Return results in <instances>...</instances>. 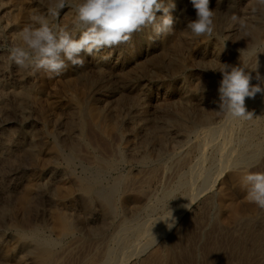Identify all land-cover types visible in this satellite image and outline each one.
Listing matches in <instances>:
<instances>
[{
  "label": "bare ground",
  "instance_id": "1",
  "mask_svg": "<svg viewBox=\"0 0 264 264\" xmlns=\"http://www.w3.org/2000/svg\"><path fill=\"white\" fill-rule=\"evenodd\" d=\"M45 1L48 4L47 6H49L50 0H45ZM15 2H18V5L19 4H24L26 6L28 5L27 7L30 8V11H28V13L24 11V15H23L24 17H29V19H30V16L33 13L44 14L43 10H41V8L37 5V4H39L38 2H35L37 4L32 3V5H31V3H29V1H27V0H0V39H3L2 42L8 41L12 45H16V44L21 43L20 38H19V33L21 30L19 28L18 22L13 21V18H12V16H14L16 13V11H12V9H14L12 6L15 4ZM174 2L176 4V8L172 12V15L175 18L174 27L177 31V39H178L177 44H176V42H174L176 44V48L180 49L182 47L183 48L189 47L190 48L189 51L193 53V58H191V59H194V60H196L197 58L202 56L199 58V61H198L199 64L197 66L198 68H196V67L195 68L198 71L197 73L207 72V69H209L212 64H215L214 62H219L218 61L219 60V53H220L221 48H222V46H221L222 43L220 44L219 39L217 38V33H218V35L224 34V36H225V34L230 32L229 29L232 28L231 27L232 25H230V24L233 22V19L230 20L232 18L230 16H232V15L229 16L230 17L229 19L225 15L224 16L226 18L215 19L214 37H212V38L207 37V36L195 37L187 31L188 20H190V19L194 20L196 18V13H195L194 8L192 7L191 0H174ZM221 2H227L229 4L234 5L235 2H238V0H210V8H211V6L216 7V6L220 5ZM43 3H45V2H43ZM222 5H224V4H222ZM257 6H258V4H257ZM261 7L263 8L262 5H261ZM16 8L17 7H15V9ZM44 8L45 7H43V9ZM21 10H19V12ZM262 12H260V13L262 14ZM67 13L69 14L68 11H67ZM20 14H22V13L20 12ZM234 15H235V13H234ZM20 16H22V15H20ZM217 16H220V15L217 14ZM217 16H216V18H217ZM224 16L222 15V17H224ZM254 16H256V15H254ZM241 17H243V16H241ZM16 18H18V17L16 16ZM26 23H27V21H26ZM250 23H251V21H250ZM69 24H70V22H69ZM247 27L249 28V25H247ZM253 27L254 28H252V31L255 33V35H258V33H261V35L264 36V33L262 34V32H263L262 28L263 27L261 28L260 25L256 26V27L254 25ZM237 28H239V27H237ZM176 31H174V34ZM134 35L137 38L136 44L138 42L139 43H142L145 41L150 42L146 38V33H135ZM170 36H172V38H173V35H170ZM165 38H166V36L159 38V40L163 41V40H165ZM221 38H220V40H221ZM170 39H171V37H170ZM223 39H224V37H223ZM249 39H251V37ZM260 41H264V40H260ZM139 43H138V45H139ZM152 43H156V40ZM253 44H254V42H253ZM163 45L165 46V44H163ZM249 46H250V44H249ZM167 47H165V48L167 49ZM174 47L175 46H173L172 48L174 49ZM227 47H230V46H227ZM247 47L248 46H246V48ZM244 48L245 47H243V49ZM248 48L246 50H248ZM141 49H142V47H141ZM160 49H161V47H160ZM166 49H163V50L165 51ZM260 49H262V48H260ZM184 50L185 49H183V51ZM176 51H175V54H176ZM186 52H188V51H186ZM238 52L240 53V49ZM244 52H245V50H244ZM242 53H243V51H242ZM252 53H253V51H252ZM153 54H154V52H153ZM156 54L158 55V53H156ZM259 55H260V53H259ZM7 56H8V54H7ZM7 56L5 57V59L7 58ZM164 57L166 58V56H164ZM164 57H163V59H164ZM176 57H174V58H176ZM180 57H182V55ZM244 57H245V55H244ZM254 57L255 56L253 55L252 58H254ZM143 58H146V56H144ZM252 58H250V59H252ZM260 58L261 57H259V59ZM137 59H136V61H138ZM91 60H92V58H91ZM94 60H96V59H94ZM159 60L160 59L158 58V61ZM249 60L247 57V63ZM175 61H177V60H175ZM191 61H193V60H191ZM93 62L95 63V61H93ZM128 62H129V60H128ZM145 62H148L147 59ZM211 62H213V63H211ZM252 62L255 63V59H253ZM136 63L139 64V62H136ZM174 63H176L175 67L173 66L175 70H173L172 74H175V72L180 70V67H181L180 63H178V62H174ZM249 63H250V61H249ZM155 65H156V63H155ZM136 66H137V64H136ZM139 66L141 69L142 68L144 69L145 65H144V63L141 64V62H140ZM99 67H101V65ZM129 67L128 68L126 67V68L129 69ZM261 67H262V65H261ZM10 68H9V71L6 72V73H8V75L10 72ZM101 68H103V67H101ZM101 68H100V71L103 70V69L101 70ZM165 68H166V66H165ZM215 68H216V66H215ZM143 69H142V71H143ZM145 69H146V66H145ZM97 70H98V68H97ZM162 70H164V69L162 68ZM168 70H169V68H168ZM11 71H12V69H11ZM153 71H155V69ZM17 72L15 71L14 73H16V75H17ZM125 72H127V70H125ZM192 72H194V70ZM10 73H12V72H10ZM19 73H20V71H19ZM26 75H27V73L25 74V76ZM77 75H79V74L76 73L74 70L72 72H68L66 74L68 79H72V80L79 77ZM195 75H196V73H195ZM13 76H14V74H13ZM80 76H82V75H80ZM7 77H9V76H7ZM20 77H21V75H20ZM22 77L24 78V76H22ZM83 77H84V75H83ZM128 77L129 76H126V78H128ZM177 77H179V76H177ZM218 77H219V75H218ZM165 78H167V77L165 76ZM207 78L208 77H206L205 79L207 80ZM171 79H173V78H171ZM184 79H185V77H184ZM186 79H188V75H187ZM211 79H212V77H211ZM211 79H208L209 81L207 83V89L206 90H207L208 94L216 93V90L218 89V87L216 86V84L214 82L211 83V81H210ZM58 80H61V79L59 78ZM72 80H70V82ZM174 80H177V79H174ZM78 81H80V78ZM189 81H191V79ZM186 82H187V80H186ZM195 82H197V81H195ZM37 83L40 84L39 81H37ZM190 83H193V82H190ZM256 83H258V82H256ZM256 83L252 81V84H256ZM48 84H49V82H48ZM51 84H53V83H51ZM77 84H78V82H77ZM167 84H168V82H167ZM180 84H181V82H180ZM184 84H182V86ZM33 85L29 86V85L23 84L22 86L20 85L21 87H16V86L12 87L9 83L5 82L4 80H0V114L4 113L3 110H6V107L11 102H13L15 104V112L17 111L16 114H18V115L20 114L21 117H25L26 112H28V107L34 99L33 98V96H34L33 95V87H32ZM147 85L149 87V84H147ZM35 86H36V84H35ZM92 86H93V83H92ZM87 87H88V85H87ZM77 88H80V87H77ZM72 89L73 88H71V90ZM82 89H83V87H82ZM139 89H141V88H139ZM148 89L149 88H147V90ZM199 89H200V87H193L192 88L191 86H188L186 88L187 94L184 98L185 100L181 99L183 102H181L180 104L184 103V101L189 100L190 96L193 93L199 92ZM35 90H37V89H35ZM86 90H87V88H86ZM117 90H119V89H117ZM77 91H78V89H77ZM135 91L138 92L137 90H135ZM179 91L181 92V90H179ZM85 93L86 92H84V89L83 90L79 89V94H73V95H70L69 97L63 95L65 98L67 97L63 101H61V100L59 101L58 99H60V98L57 95L56 96L58 98L56 97V98L51 99L50 104H52V106L54 105L53 106L54 108L57 105L63 104L64 108H65V112H66L65 115L66 114H67L66 116L69 115L70 118L72 116L73 120L71 118L72 129H70V131H69V128H68V131H69L68 133L65 132V131H67V129L64 130L63 127H62V130H64L65 133H61V132L57 133V132H55L56 129L54 130V132L51 129H50V131H49V129H47L48 130V131L46 130L47 135H48L47 137L50 136L52 140L49 142L47 141L46 144H41V143L37 142L36 141L37 138L35 140L33 139V134L39 135L40 133H35V132L33 133L32 130H27L26 128H25L26 130L24 129L21 132H16L14 130L15 129L14 127H11V129L14 128V129H12L13 130L12 131L9 128H6L8 125L7 122H2V123L0 122V163L1 162H3V163L10 162V164H12V165H19V166L21 164H28V165H32V166L34 165V167H35V172L33 171L35 173L34 177L32 176L33 177L32 179L28 178L30 180L29 181L27 180L28 182L26 181L27 183L26 182H25L26 184L24 183L25 186L23 185L24 186L23 189L19 191V195L17 196V202H16L17 206L15 207L12 205L14 208L13 211H15V213H12L13 211H9L8 207H6V210H8L9 212L7 211L6 214L2 212L3 210L0 211V222L2 223L1 224L2 227L0 226V264H168L169 257H170V249H169L170 245H167L166 242H163L162 241L163 238L161 239V237L165 236L164 234L167 231H169V229L167 228V226L164 222H162V221L156 222V221L159 220L163 215H165L167 213L168 207H169V209H171L173 211V216L175 217V219H177L178 216H180L179 214H181V212H183V210L185 209L181 206L184 204L191 203L195 198H197L200 194H202V192L210 189L215 184V182H217V180H221L222 172H224V176H225L226 181L234 182L236 190L238 192V196L240 199L242 198L241 200L244 201L245 207H244V205L242 207L240 204V209H239V204L237 202V198L235 196H232V194L230 195L229 193H226L225 189H222L221 190L222 192L220 191L221 193L218 195L219 207H220L221 214L227 215L230 219L231 218L236 219L239 214H242L241 212L248 214V212H250L251 210H254L251 202H249L246 199V190L241 186V176L248 170V169H246L248 165H251L254 162L260 163L259 161H261V160H259V158L264 152V95H261L258 93L254 99L253 98H246V100H245L246 110L253 113L254 118L252 120L244 121V120H236L235 119L233 121V119L230 120L231 118L230 119L227 118L230 120V122L232 121V123L228 124L229 122H227V123L223 122L222 124H220V123L217 124L216 123L217 121L215 122L214 118H212V116H211L212 114L210 115L211 117L204 114V115H200V118L197 117V118L191 119L190 117L186 118L188 116H186L187 114L184 115L185 112H184V114H182L183 112H179L178 110L176 111L177 112L176 114L174 113L175 116H173V117H171V115H170V114H172L171 112H170V114H168V117L170 115L171 118H168L167 116H166L167 117L166 118L164 116L165 119H163V120L161 119V117H159L157 120L152 119L153 121H151L146 117L148 115L145 116L146 113L144 114V112H143V105H144L143 103H144V100L146 99L144 91L141 94L138 93L137 97L134 96L135 99L132 98L133 102L131 101L132 102L131 104L127 103L130 106H128V109L126 111H124V109L122 108L124 111V112H122L123 114L118 116V115L114 114V113H117L116 111H114V112L111 111L113 117L110 113L111 118L106 119V116L105 115L103 116V114L98 109H96L95 107L89 108L83 104L85 99L84 100L82 99L83 100V102H82L80 97H81V95H82V97H84L83 95H85ZM208 94H207V96H208ZM35 95H36V93H35ZM87 97H88V95H87ZM36 98H38V97H36ZM63 98L61 97V99H63ZM127 98H128V96H127ZM212 98H213V96H212ZM213 99H215V98H213ZM216 99H219V97L218 98L216 97ZM170 100L171 99L167 100L168 103ZM173 100H174V98H173ZM87 101H89V100H87ZM126 101H127V99H126ZM213 102H214V100H213ZM217 102L218 101H216V103ZM172 103H175V102H172ZM112 104H113V102H112ZM206 104H207V101H206ZM41 105H42V103H41ZM30 106L34 107L35 105H30ZM165 106H166V103H165ZM169 106H171V105H169ZM207 106H208V104H207ZM35 107H37V105ZM60 107H61V105L59 106V108ZM86 107H87V109H86ZM173 107H174V104H173ZM44 108H45V106H44ZM59 108H57V110ZM171 108H170V111H171ZM217 108L218 107L214 108V109H216L215 111H217ZM36 109H38V107ZM122 109H121V111H122ZM203 109H201V110H203ZM32 110H33V108H32ZM182 110H184V108ZM218 110H219V108H218ZM105 111H106V109H105ZM209 111H210V108H209ZM120 112H118V114ZM162 112L164 113L166 111H162ZM172 112H174V111H172ZM201 112H203V111H201ZM44 113H46V112H44ZM166 113L164 115H166ZM186 113H187V110H186ZM215 113H217V112H215ZM215 113H214V115H215ZM206 114H207V112H206ZM218 114H216V117ZM39 115H41V114H39ZM220 115L221 114H219V117H220ZM158 116H161V115H158ZM192 117H194V115ZM224 117H225V115H224ZM3 119H5V118H3ZM56 119H58V118H56ZM56 119H55V122H56ZM6 120H8V119H5V121ZM25 120H24V123L25 122L27 124L30 123V122H28V119H25ZM58 121H59V123H61L60 120H58ZM63 122H64V120H63ZM214 122L217 125H215ZM68 123H70V121ZM68 123H66V124H68ZM86 124L88 125V127L89 126L92 127L93 128L92 130L95 131V133H99V134L102 133V136L104 134L108 135V134H113V133L118 135L120 142L118 141L119 144H117L115 146L113 145L115 148L114 149L115 150L114 151V153H115L114 158L113 157L110 158L109 156H107V155L105 156L104 154H103L104 156H101V154L100 155L99 154H92L89 158L87 157L88 158L87 160H82L81 158L76 156L74 149H76L75 146L77 144L79 145V143L82 142V144H81L82 146H84V145L87 146V141H86L87 139L83 137V133H86V132H83ZM22 126H24V125H22ZM31 126L32 125L30 124V127ZM59 128H60V126H59ZM65 128H67V127H65ZM19 130H21V129H19ZM57 130L60 131V129H57ZM222 131L224 133L223 137L221 139L217 138L219 135H221L220 133H222ZM176 132H177V134H176ZM44 134L46 135V133H44ZM92 135H90V136H92ZM40 136H41V134H40ZM109 136L110 135H108V137ZM103 137H105V136H103ZM176 137H177V139H176ZM40 138H39V140H41ZM89 138H91V137H89ZM108 139H111V138H108ZM176 140L179 143L177 146L175 145L177 142ZM93 141H94V138H93ZM88 142H89V140H88ZM90 143H91V141H90ZM112 144H114V143H112ZM109 145H111V144H109ZM209 145L212 148V150L209 154L210 156L207 158H203V156L205 155L204 151H206L205 149ZM94 146L95 145H93V147ZM96 146H98V145H96ZM97 148H99V147H97ZM83 149L85 150V147ZM100 149H101V147H100ZM90 150H91V148L88 151H90ZM109 150H111V149H109ZM103 152H105V151H103ZM79 153H81V151ZM95 153H96V151H95ZM101 153H102V151H101ZM89 154L90 153L85 154V155L87 156ZM79 156H80V154H79ZM83 157L85 159L84 155H83ZM254 164H256V163H254ZM124 166H126V167L128 166L130 168L129 170L131 171V174L135 173L134 171H140L139 175L137 173H135L134 175H129V173L128 174L123 173L122 170L124 169L123 168ZM136 166H138L139 168ZM0 167H1V165H0ZM75 167L79 168L78 173L74 172L76 169ZM32 170H33V168H32ZM129 170H125V171H129ZM158 173H161V175L164 178H165L164 175L168 174L167 179H166L167 181L165 183L162 182L163 185L160 184L163 187L162 188L159 187L160 189L157 192L153 193V192L147 191L146 185ZM8 175H7V177H8ZM161 175H159V176H161ZM0 178H1V176H0ZM11 179H12V177H11ZM157 179H158V177H157ZM161 179H163V178L161 177ZM161 181H163V180H161ZM218 187H220V186H218ZM123 190H124V193H122V194H125L126 191L127 192L133 191L135 194H138L139 196H138V198H137V196H136V198L135 197L132 198V197H127V194H125L126 197L124 195V198H122L123 196L120 198L119 194H121V192ZM2 191H4V190H2ZM39 193L40 194L48 193L47 197L49 195L52 197H54V195L58 196V197L62 196L63 198L65 197L70 203L75 202V205H77V210H78V208H81L83 211H85V213H83V214H85V220H86L85 222L86 223L88 222L90 225H91V223H94L95 228L97 226L96 224H98L100 226L101 231H99V230L96 231L95 229H93L91 227L89 229V231L85 232V233H88L87 236H90V239L92 238L91 240L89 239V243L87 244V242L84 239H82L84 241H77L78 240L77 233H78L79 227H78V230L76 228L78 226L77 225L78 222L75 224L74 223L75 221H73L74 220L73 218H72V221L69 220L66 213H63L62 211L60 212V210L56 211L54 208V211L52 210V213H51V218H50L51 221L48 220L49 214L47 215L46 224L44 223L45 224L44 229L49 231L48 233H50V234L54 233L55 237L52 238V237H49L47 235L45 236L44 234L41 233L42 229L40 230L39 229L40 227H38L35 223H33V221H31L32 218L30 217V214L32 213V202L34 201L33 198L34 197L36 198L37 194H39ZM230 193H232V192H230ZM8 194H9V192H8ZM235 195H237V194H235ZM9 196H10V194L8 195V199H11V198H9ZM50 196H49V199L51 198ZM174 196H177V197L170 201V199ZM215 196H216V194H215ZM41 198H42V196H41ZM44 198H46V197H44ZM36 199H39V198H36ZM55 199L57 200V198H55ZM50 202L51 203H49V205L52 207V205H54V202L51 201V199H50ZM4 203L6 204V202H4ZM55 203H58V202L55 201ZM64 203H65V201H64ZM70 203H68V204L70 205ZM68 204H66V205H68ZM14 205H15V203H14ZM3 206H6V205H3ZM56 207H57V205H56ZM61 207H62V204L60 205V208ZM74 207L75 206H73L72 208H74ZM241 207H242V209H241ZM37 209L38 208H36V209L34 208L35 212L38 211ZM51 209H49V213H50ZM41 210H39V211H41ZM64 210L67 211L66 208H64ZM69 210L71 211V209H69ZM73 211L71 213H73ZM78 211H77V215H78ZM253 213H254V211H253ZM14 214L20 215V217H19L20 219L19 220L16 219L18 217L15 215L16 216V218H15ZM69 215H70V213H69ZM31 216H33V214ZM79 216H80V213H79ZM76 218L77 217H75V219ZM225 218L226 217H224V218L222 217L221 221H224ZM70 219H71V217H70ZM21 220H23V221L21 222ZM33 220H36V219H33ZM218 220L220 221V219H218ZM229 220H227V221H229ZM236 222H234V223H236ZM36 223L39 224L38 222H36ZM227 223H225V224H227ZM221 224H224V223L221 222ZM80 226H82V225H80ZM99 226H97V229ZM80 228H82V227H80ZM204 229H205V227H204ZM204 229H202V230L204 231ZM48 233H46V234H48ZM152 234L156 237L157 243L154 242ZM187 235H185V236H187ZM95 236L96 237L99 236L98 239H96ZM191 236L189 239H192ZM68 238L71 242L70 243L71 245H68V246L65 245L64 247L60 248V246L62 245V244L60 245V241H62V239H68ZM87 238H89V237H87ZM92 240H94L93 244L91 242ZM8 241H9V244L7 243ZM184 241H185V238H184L183 242ZM167 243H168V241H167ZM190 243H191V241H190ZM194 243H196V241H194ZM211 244H213V242ZM211 244L207 245L208 247H205V248H203V246H202V248L204 249L202 252L205 251V254H207V253L209 254V251L211 249ZM153 245H155L154 249L149 250L150 246L152 247ZM216 245H217V243H216ZM217 246H213L214 248L216 247L215 249H213V252H215L214 253L215 254V256H214L215 260L216 259L219 260L218 261L219 264H225L224 261H222V258L224 255L222 252L223 248L221 247L220 249H218L219 247L217 248ZM173 247H175V246H173ZM173 247H171V248H173ZM179 247H180V245H179ZM73 250H75L79 253H82V252L83 253L75 255ZM176 250L177 249H175V251ZM192 256H194V255H192ZM198 256L199 255L197 254L196 257H198ZM179 257H180V255H179ZM174 259H176V258H174ZM208 259H210V258H208ZM198 261H199V259H198ZM195 263H197V262H195ZM174 264H175V262H174ZM180 264H181V262H180Z\"/></svg>",
  "mask_w": 264,
  "mask_h": 264
},
{
  "label": "rangeland",
  "instance_id": "2",
  "mask_svg": "<svg viewBox=\"0 0 264 264\" xmlns=\"http://www.w3.org/2000/svg\"><path fill=\"white\" fill-rule=\"evenodd\" d=\"M29 1V3H34V4H37L35 2H38L39 4H37L41 10H43L44 12V15H46L47 13V8H48V4L45 0H27ZM45 2V3H43ZM248 2V3H247ZM258 2V3H257ZM250 3V4H249ZM43 4V5H42ZM45 4V5H44ZM224 4V5H222ZM238 4V5H237ZM244 4V5H243ZM247 4V5H246ZM252 4V5H251ZM255 4V5H254ZM258 4V6H257ZM17 5V6H16ZM21 5V6H20ZM232 5V6H231ZM246 5V6H245ZM261 5L263 6V8L261 7ZM21 8H20V7ZM26 5L24 4H19L18 5V2H15V4L12 6L14 9L15 7H17L15 10L12 9V11H16L15 15L12 16L13 18V21H16L18 22V25H19V28L20 30H22L23 28L22 27H25L28 22H30V19L29 17H24V11L28 13V11H30V8L29 7H25ZM43 7H45L43 9ZM246 7V8H245ZM212 9L216 10L215 11V19H223V18H226L228 17V19L230 17H236L235 20H233V22L230 24L232 25L231 29H229L230 32H228L227 34H224L222 35H218L217 33V38L219 39V42L220 44L222 43V48H221V51L219 53V62L220 63H226V64H230V65H239L240 64V60L247 64V66L249 68H252L254 67V64L252 62L254 58L253 57V52L256 51H264V41H260V40H264V36L261 35V33H258V35H255V33L252 31V28H254L253 26L255 25L256 26H261V28L263 29V32L262 34L264 33V4H260L259 0H238V2H235V4H229L227 2H221L220 5L216 6V7H213L211 6ZM235 8V9H234ZM18 9V10H17ZM23 11H22V10ZM26 9V10H25ZM243 9V10H242ZM19 10H21L20 12L22 14H20ZM67 11L69 12V14L67 13ZM263 11V12H262ZM22 16H20L18 13ZM231 12V13H230ZM262 12V14L260 13ZM42 13V12H41ZM46 13V14H45ZM235 13V15H234ZM244 13V14H243ZM251 13V14H250ZM67 14V15H66ZM73 13L68 10L67 8H65L64 10H62L60 12V17H59V23H61V25L63 24V26H70L72 25L71 22H73ZM220 15V16H217ZM228 14V15H227ZM222 15L224 17H222ZM232 15V16H230ZM238 17H237V16ZM256 15V16H254ZM16 16L18 18H16ZM68 16V17H67ZM72 16V17H71ZM217 16V18H216ZM230 16V17H229ZM240 16V17H239ZM243 16V17H241ZM65 17V18H64ZM244 18V19H243ZM246 18V19H245ZM257 18V19H256ZM261 18V19H260ZM64 19V20H63ZM66 20V21H65ZM232 20V18L230 19ZM253 20V21H252ZM263 20V21H262ZM27 21V23H26ZM64 21V22H63ZM241 23H240V22ZM251 21V23H250ZM21 22V23H20ZM67 22V23H66ZM70 22V24H69ZM235 23V24H234ZM240 23V24H239ZM245 24V25H244ZM175 25V24H174ZM247 25H249V28L247 27ZM69 27V28H70ZM174 27V26H173ZM239 27V28H237ZM245 27V28H244ZM247 27V28H246ZM233 29V30H232ZM248 30V31H247ZM174 31H176L175 27H174ZM235 31V32H234ZM246 33H245V32ZM253 32V33H252ZM249 33V34H248ZM247 34V35H246ZM173 38L172 36L168 35L166 36L165 40H159L157 39L156 40V43H150V42H142V43H138L136 44V37L135 35H133L132 39L130 42L128 43H125V44H121L119 45L118 47H113V48H104L102 50V52L98 55H95V56H87L85 57V63L83 65V67H79V66H76V67H68L67 71H64L62 75H60L59 77H54L53 79L52 78H49L47 74H45L43 71L41 72H37L35 74H31L29 72H26L24 70H21V69H18L17 66L15 64H11L9 65V61L8 59L5 57L7 56L8 52H7V49L11 46H14L12 45L11 43H9L8 41H3V39H0V80H4L5 82L9 83L12 87H21L23 84L24 85H33V101L30 103V105H37L38 109H36L37 107H31L29 105L28 107V112H26L25 114V117H21V115L19 114H16L17 111L15 112V104L13 102H11L7 107H6V110H3L4 113H1L0 114V122H7V127L6 128H9L10 130L14 129L16 132H21L23 131L25 128L27 130H32L33 133H40L39 135H35L33 134V139L35 140L36 138V141L41 143V144H46L47 141H51V137H47V132L46 130L50 129L54 132V130L56 129L55 132L59 133H68L70 131V129H72V126H71V122L73 120L72 116V120L71 118L68 116L65 115V108H64V105L63 104H60L61 105V109L59 108L60 105H57L55 108L52 106L51 103V99L52 98H56L57 96L60 98L58 99L59 101H63L65 100L67 97H69L70 95H73V94H79V89L83 90L84 89V92L85 95H83L84 97H82L81 95V101L83 102V104L89 108H92V107H95L96 109H98L102 114L103 116L105 115L106 116V119L107 118H111L110 116L112 115V112L116 111L117 113H114L115 115H121L123 114L122 112L126 111L128 109V106H130L129 104H131L133 102V99H135V97L138 96V93L141 94L143 91L145 92V99L144 100V105H143V112L146 115V116L149 120L153 121L152 119H155L157 120L159 117H161V119H165V117L167 116L168 117V114H170V112L173 114H170L171 117L175 116V114L177 113L176 111L178 110L179 112H183L182 114H185L186 118H191V119H194V118H200V115H207V116H212V118H214V121L218 124H222L223 122H229L228 124L232 123V121L230 122V120L232 119H227L228 117H224V114L222 113H219L221 114L220 117H219V114L217 111L218 108H217V111H215L216 107H218V102L216 103V101H219V99H216V97L218 98L219 97V93L217 92L218 89L216 90V93H213V94H208L207 93V90L204 91V92H197V93H193L189 100L187 101H184V103L180 104L181 102H183L182 100H185V96L187 94V90L186 88L188 86H191L192 88L193 87H200V84L207 89V83H208V79H212L210 80L211 83H215L217 87H219V81L222 79V75L218 72V71H213L211 69H218L220 67V64L219 62H214L215 64H212L210 66L209 69H207V72H201V73H197L198 71L196 70V68H198V64H199V58L202 57L200 56L199 58H197L196 60L194 59H191L193 58V53L189 51V47H186V48H176V44H177V31L175 32V34L173 33ZM228 35V36H227ZM244 35V36H243ZM247 36V37H246ZM253 36V37H252ZM171 37V39H170ZM176 37V38H175ZM222 37V38H221ZM224 37V39H223ZM238 37V38H237ZM251 37V39L249 38ZM221 38V40H220ZM242 39V40H241ZM260 39V40H259ZM172 40V41H171ZM225 40H228L226 41L225 45H224V41ZM250 40V41H249ZM168 41V42H167ZM248 41V42H247ZM160 42V43H159ZM176 42V44L174 43ZM229 42V43H228ZM234 42V43H233ZM244 42V43H243ZM251 42V43H250ZM254 42V44H253ZM259 42V43H258ZM144 43V44H143ZM263 43V44H262ZM165 44V46L163 45ZM172 44V45H171ZM250 44V46H249ZM150 45V46H149ZM248 46V50H246V46ZM256 47H255V46ZM156 46V47H155ZM168 46V47H167ZM173 46L174 49L172 48ZM224 46V47H223ZM227 46H230V47H227ZM142 47V49H141ZM161 47V49H160ZM167 47V49L165 48ZM243 47H245L243 49ZM253 47V48H252ZM132 48V49H131ZM150 48V49H149ZM236 48V49H235ZM243 49V53L241 52V50ZM262 48V49H260ZM163 49H166L165 51ZM178 49V50H177ZM183 49H185L183 51ZM240 49V53L238 52ZM252 49V50H251ZM258 49V50H257ZM163 50V51H162ZM177 50V51H176ZM245 50V52H244ZM251 52H250V51ZM143 51V52H142ZM168 51V52H167ZM174 51V52H173ZM175 51H176V54H175ZM182 51V52H181ZM188 51V52H186ZM233 51V52H232ZM7 52V53H6ZM130 52V53H129ZM154 52V54H153ZM181 52V53H180ZM250 54H249V53ZM140 53V54H139ZM145 53V54H144ZM158 53V55L156 54ZM161 53V54H160ZM164 53V54H163ZM170 53V54H169ZM192 53V54H191ZM234 53V54H233ZM245 53V54H244ZM6 54V55H5ZM132 54V55H131ZM163 54V55H162ZM185 54V55H184ZM104 55H109V58L108 59H101L102 56ZM151 55V56H150ZM157 55V56H156ZM166 56V58L163 57ZM182 55V57L180 56ZM187 55V56H186ZM233 55V56H232ZM245 55V57H244ZM250 57H249V56ZM133 56V57H132ZM137 56V57H136ZM141 56V57H140ZM144 56H146V58H143ZM149 56V57H148ZM161 56V57H160ZM169 56V57H168ZM177 56V57H176ZM190 56V57H189ZM239 56V57H238ZM243 56V57H242ZM151 57V58H150ZM157 59H156V58ZM176 57V58H174ZM247 57H248V60L250 58L248 63H247ZM259 57H261L259 59ZM92 58V60H91ZM134 58V59H133ZM138 58V59H137ZM150 58V59H149ZM158 58L160 59L158 61ZM163 60H162V59ZM168 58V59H167ZM174 58V59H173ZM230 58V59H229ZM237 58V59H236ZM244 58V59H243ZM4 59V60H3ZM96 59V60H94ZM99 59V60H98ZM136 59L138 61H136ZM143 59V60H142ZM147 59L148 62H145ZM167 59V60H166ZM189 59V60H188ZM258 59H259V62H260V67H259V71H260V74L261 76H264V53H260V55L258 54ZM2 60V61H1ZM129 60V62H128ZM177 60V61H175ZM193 60V61H191ZM95 61V63L93 62ZM162 61V62H161ZM173 61V62H172ZM180 61V62H179ZM136 62H139L136 63ZM140 62L141 64L144 63V65L146 66V69H145V66H144V69L142 71V69L140 68ZM158 62V63H157ZM174 62H178L180 63V70L176 71L175 74H172L173 73V70L174 67H175V64ZM187 62V63H186ZM252 62V63H251ZM7 63V64H6ZM135 65H134V64ZM156 63V65H155ZM165 63V64H164ZM184 63V64H183ZM197 63V64H196ZM213 63V62H211ZM238 63V64H237ZM2 64V65H1ZM137 64V66H136ZM149 64V65H148ZM152 64V65H151ZM163 64V65H162ZM195 64V65H194ZM11 67H9V66ZM98 65V66H97ZM101 65V67H99ZM166 68H165V66ZM171 65V66H170ZM262 65V67H261ZM5 66V67H4ZM8 66V67H7ZM16 66V67H15ZM95 66V67H94ZM130 66V67H129ZM135 66V67H134ZM170 66V67H169ZM174 66V67H173ZM216 66V68H215ZM98 70H97V68ZM129 67V69L127 68ZM132 67V68H131ZM196 67V68H195ZM9 68H10V73L9 72V75L8 72L9 71ZM70 68V69H69ZM100 68L102 71H100ZM131 68V69H130ZM137 68V69H136ZM150 68V69H149ZM162 68L164 70H162ZM169 68V70H168ZM173 68V69H172ZM12 69V71H11ZM16 69V70H15ZM150 71H149V70ZM155 69V71H153ZM3 70V71H2ZM20 73H19V71ZM75 71L76 73H78L79 77H77L76 79H68V77L66 76V74L68 72H72V71ZM125 70H127V72H125ZM135 72H134V71ZM142 72H141V71ZM146 70V71H145ZM194 70V72H192ZM17 72V75L16 73L14 72ZM100 71V72H99ZM124 71V72H123ZM172 71V72H171ZM212 71V72H211ZM102 72V73H101ZM121 72V73H120ZM129 72V73H128ZM27 73V75L25 76V74ZM39 73V74H38ZM43 73V74H42ZM126 73V74H125ZM169 75H168V74ZM188 73V74H187ZM196 73V75H195ZM14 74V76H13ZM19 74V75H18ZM136 74V75H135ZM140 74V75H139ZM171 74V75H170ZM185 74V75H184ZM193 74V75H192ZM21 75V77H20ZM44 75V76H43ZM82 75V76H80ZM84 75V77H83ZM86 75V76H85ZM143 75V76H142ZM179 77H177V76ZM188 75V79L190 78L191 81H189L188 79H186ZM195 75V76H194ZM202 75V76H201ZM207 75V76H206ZM219 75V77H218ZM253 77H255V73L253 72L252 73ZM2 76V77H1ZM6 76V77H5ZM9 76V77H7ZM12 76V77H11ZM18 76V77H17ZM24 76V78L22 77ZM36 76V77H35ZM43 76V77H42ZM126 76H129L128 78H126ZM160 78H159V77ZM165 76L167 78H165ZM176 76V77H175ZM190 76V77H189ZM215 76V77H214ZM35 77V78H34ZM42 77V78H41ZM134 77V78H133ZM136 77V78H135ZM185 77V79H184ZM206 77L207 80L205 79ZM11 78V79H10ZM45 78V79H44ZM61 79V80H58V79ZM80 78V81H78ZM143 78V79H142ZM158 80H157V79ZM162 78V79H161ZM173 78V79H171ZM182 80H181V79ZM194 78V79H193ZM49 79V80H48ZM69 81H68V80ZM84 79V80H83ZM88 79V80H87ZM133 81H132V80ZM174 79H177V80H174ZM180 79V80H179ZM184 79V80H183ZM193 79V80H192ZM197 79V80H196ZM217 79V80H216ZM12 80V81H11ZM23 80V81H22ZM26 80V81H25ZM32 80V81H31ZM65 80V81H64ZM67 80V81H66ZM70 80H72L70 82ZM93 80V81H92ZM152 80V81H151ZM187 80V82H186ZM204 80V81H203ZM216 80V81H215ZM255 79H253L252 81L253 82H257L256 80L254 81ZM22 81V82H21ZM25 81V82H24ZM37 81H39L40 84L37 83ZM54 81V82H53ZM56 81V82H55ZM87 81V82H86ZM136 83H135V82ZM174 81V82H173ZM181 84H180V82ZM189 81V82H188ZM197 81V82H195ZM251 81V83H252ZM49 82V84H48ZM66 82V83H65ZM74 82V83H73ZM78 82V84H77ZM83 84H82V83ZM85 82V83H84ZM93 83V86H92V83ZM139 82V83H138ZM168 82V84H167ZM170 82V83H169ZM190 82H193V83H190ZM218 82V83H217ZM26 83V84H25ZM33 83V84H32ZM53 83V84H51ZM60 83V84H59ZM97 83V84H96ZM142 83V84H141ZM144 83V84H143ZM161 83V84H160ZM163 83V84H162ZM165 83V84H164ZM176 83V84H175ZM185 83V84H184ZM36 84V86H35ZM66 84V85H65ZM82 84V85H81ZM90 84V85H89ZM138 84V85H137ZM149 84V87L148 85ZM182 84H184L182 86ZM188 84V85H187ZM199 84V85H198ZM21 85V86H20ZM40 85V86H39ZM54 85V86H53ZM65 85V86H64ZM73 85V86H72ZM80 85V86H79ZM88 85V87H87ZM141 85V86H140ZM168 85V86H167ZM180 85V86H179ZM194 85V86H193ZM35 86V87H34ZM52 86V87H51ZM56 86V87H55ZM68 86V87H67ZM86 86V87H85ZM111 86V87H110ZM167 86V87H166ZM38 87V88H37ZM70 87V88H69ZM75 87V88H74ZM77 87H80V88H77ZM83 87V89H82ZM85 87V88H84ZM120 87V88H119ZM185 87V88H184ZM52 88V89H51ZM57 88V89H56ZM63 88V89H62ZM71 88H73L71 90ZM78 91H77V89ZM87 88V90H86ZM90 88V89H89ZM107 88V89H106ZM141 88V89H139ZM147 88H149L147 90ZM183 90H182V89ZM37 89V90H35ZM119 89V90H116ZM163 89V90H162ZM54 90V91H53ZM65 90V91H64ZM68 92H67V91ZM93 90V91H92ZM98 90V91H97ZM135 90H137L138 92H136ZM146 90V91H145ZM174 90V91H173ZM181 90V92L179 91ZM35 91V92H34ZM70 91V92H69ZM140 91V92H139ZM152 92V93H151ZM36 93V95H35ZM38 93V94H37ZM69 93V94H68ZM66 94V95H65ZM104 94V95H103ZM128 94V95H127ZM137 94V95H136ZM176 94V95H175ZM184 96H183V95ZM200 94V95H199ZM204 94V95H203ZM208 94V96H207ZM57 95V96H56ZM67 96L66 98L64 96ZM88 95V97H87ZM103 95V96H102ZM179 95V96H178ZM181 95V96H180ZM218 95V96H217ZM105 96V97H104ZM128 96V98H127ZM135 96V97H134ZM215 98L213 99L212 98ZM215 96V97H214ZM38 97V98H36ZM46 97V98H45ZM51 97V98H50ZM57 97V98H58ZM61 97L63 99H61ZM87 97V98H86ZM93 97V98H92ZM119 99H118V98ZM131 97V98H130ZM181 97V98H180ZM211 99H210V98ZM40 98V99H39ZM102 98V99H101ZM104 98V99H103ZM133 98V99H132ZM174 98V100H173ZM178 98V99H177ZM192 98V99H191ZM39 99V100H38ZM50 99V100H49ZM83 99V100H82ZM127 99V101H126ZM169 103L167 100H169ZM182 99V100H181ZM198 99V100H197ZM38 100V101H37ZM41 100V101H40ZM46 100V101H45ZM89 100V101H87ZM112 100V101H111ZM117 100V101H116ZM179 100V101H178ZM214 100V102H213ZM91 101V102H90ZM104 101V102H103ZM132 101V102H131ZM167 101V102H166ZM177 101V102H176ZM206 101H207V104H206ZM209 101V102H208ZM36 102V103H35ZM40 102V103H39ZM90 102V103H89ZM93 102V103H92ZM113 102V104H112ZM172 102H175V103H172ZM179 102V103H178ZM186 102V103H185ZM212 102V103H211ZM42 103V105H41ZM107 103V104H106ZM116 103V104H115ZM129 103V104H127ZM165 103H166V106H165ZM40 104V105H39ZM47 104V105H46ZM92 104V105H91ZM104 104V105H103ZM127 104V105H126ZM173 104H174V107H173ZM179 104V105H178ZM214 104V105H213ZM118 105V106H117ZM171 105V106H169ZM201 105V106H200ZM212 105V106H211ZM41 106V107H40ZM45 106V108H44ZM125 106V107H124ZM185 106V107H184ZM12 107V108H11ZM86 107V109H87ZM99 107V108H98ZM116 109H115V108ZM145 107V108H144ZM167 107V108H166ZM172 107V108H171ZM177 107V108H176ZM8 108V109H7ZM33 108V110H32ZM57 108H59L57 110ZM101 108V109H100ZM124 111H123V109ZM170 108H171V111H170ZM175 108V109H174ZM184 108V110H182ZM204 108V109H203ZM209 108H210V111H209ZM212 108V109H211ZM49 109V110H48ZM64 109V110H63ZM104 109V110H103ZM106 109V111H105ZM120 109V110H119ZM122 109V111H121ZM166 109V110H165ZM203 109V110H201ZM31 110V111H30ZM36 112H35V111ZM40 110V111H39ZM57 110V111H56ZM102 110V111H101ZM119 110V111H118ZM186 110H187V113H186ZM198 110V111H197ZM209 112H208V111ZM213 110V111H212ZM2 111V112H3ZM13 111V112H12ZM43 111V112H42ZM50 111V112H49ZM59 111V112H58ZM64 111V112H63ZM112 111V112H111ZM121 111V112H120ZM162 111H168L167 113L166 112H162ZM174 111V112H172ZM203 111V112H201ZM34 112V113H33ZM41 112V113H40ZM46 112V113H44ZM64 114H63V113ZM107 112V113H106ZM118 112H120L118 114ZM162 112V113H161ZM207 112V114H206ZM217 112V113H215ZM31 113V114H30ZM60 113V114H59ZM105 113V114H104ZM111 113V115H110ZM166 113V115H164ZM175 113V114H174ZM215 113V115H214ZM31 116H30V115ZM36 114V115H35ZM41 114V115H39ZM50 114V115H49ZM58 114V115H57ZM101 114V115H102ZM156 114V115H155ZM192 114V115H191ZM216 114L217 117H216ZM6 115V116H5ZM19 117H18V116ZM158 115H161V116H158ZM169 115L168 118H171ZM194 115V117H192ZM9 116V117H8ZM43 118H42V117ZM45 116V117H44ZM57 116V117H56ZM61 116V117H60ZM66 116V117H65ZM109 116V117H108ZM152 116V117H151ZM165 116V117H164ZM210 116V117H211ZM21 117V118H20ZM30 119H29V118ZM63 117V118H62ZM113 117V115H112ZM157 117V118H156ZM166 117V118H167ZM209 117V118H210ZM8 119L5 121V119ZM25 119H28V122H30L29 124H27L26 122L24 123V120ZM58 118V119H56ZM70 118V119H69ZM104 118V117H103ZM151 118V119H150ZM217 118V119H216ZM21 119V120H20ZM55 119H56V122H55ZM220 119V120H219ZM224 119V120H223ZM31 120V121H30ZM41 120V121H40ZM61 121V123H59V121ZM64 120V122H63ZM223 120V121H222ZM235 119H233L234 121ZM26 121V120H25ZM70 121V123H68ZM10 122V123H9ZM54 122V123H53ZM214 122V123H215ZM24 123V124H23ZM59 123V124H58ZM68 123V124H66ZM213 123V124H214ZM215 123V125H217ZM30 124L33 126L30 127ZM70 124V125H69ZM219 124V125H220ZM24 125V126H22ZM26 125V126H25ZM47 125V126H46ZM57 125V126H56ZM52 126V127H51ZM60 126V128H59ZM11 127H14L11 129ZM30 127V128H29ZM49 127V128H48ZM62 127L65 129H67V131L64 132V130H62ZM67 127V128H65ZM17 128V129H16ZM32 128V129H31ZM41 128V129H40ZM68 128H69V131H68ZM91 128V129H90ZM21 129V130H19ZM25 129V130H26ZM57 129H60L57 130ZM93 128L92 127H88V125L86 124L83 132H86V133H83V137L86 138L87 140V146H82V142L79 143V145L77 144L75 146L76 149H74L75 151V154L76 156H78L79 158H81L82 160H87L92 154H101V156H109L110 158L111 157H115V153H114V146L119 144V137L118 135L116 134H108L110 135L108 137V135L104 134L103 136H107L106 138L102 136V133H95V131L92 130ZM18 130V131H17ZM40 130V131H39ZM13 131V130H12ZM48 131V130H47ZM46 133V135L44 134ZM86 134V135H85ZM93 134V135H92ZM177 134V132H176ZM221 135H219L217 138H222L223 137V131L222 133H220ZM35 135V136H34ZM92 135V136H90ZM46 136V137H45ZM87 136V137H86ZM41 137V138H40ZM91 137V138H89ZM114 137V138H113ZM39 138L41 140H39ZM93 138H94V141H93ZM101 138V139H100ZM105 138V139H104ZM108 138H111V139H108ZM113 138V139H112ZM92 139V140H91ZM177 139V137H176ZM89 140V142H88ZM109 140V141H108ZM91 141V143H90ZM113 141V142H112ZM119 141V142H118ZM177 141V140H176ZM110 142V143H109ZM90 143V144H89ZM114 143V144H112ZM111 144V145H109ZM174 144V143H173ZM178 141L176 142V146L178 145ZM91 147H90V146ZM93 145H95L93 147ZM98 145V146H96ZM111 147H109V146ZM114 145V146H113ZM89 146V147H88ZM103 146V147H102ZM85 147V150L83 148ZM99 147V148H97ZM101 147V149H100ZM82 148V149H81ZM87 148V149H86ZM91 148L90 151H88L89 149ZM95 150H94V149ZM104 148V149H103ZM111 149V150H109ZM206 151H204V156L203 158H207L209 157L210 155V152L212 150L211 146L209 145L206 149ZM81 151V153H79ZM85 151V152H84ZM96 151V153H95ZM98 151V152H97ZM102 151V153H101ZM105 151V152H103ZM83 152V153H82ZM112 152V153H111ZM206 152V153H205ZM80 156H79V154ZM90 153L89 155H85V154H88ZM85 156V159L83 157V155ZM104 154V155H103ZM114 154V155H113ZM111 155V156H110ZM196 155V154H195ZM264 152L263 154L260 156L259 161L260 163L258 162H254L252 163L251 165H254V167H252L250 169V171L252 172H264ZM191 156V155H190ZM206 156V157H205ZM83 157V158H82ZM88 157V158H87ZM194 160V159H193ZM206 162V161H205ZM1 167H0V211L3 210L2 212L6 214V212L8 210H6V207H8L9 211H13L14 208L13 206H17L16 202H17V196L19 195V191L23 189V187L25 186V184L34 177V172H35V167L34 165H28V164H21L20 166L19 165H12L10 164V162L8 163H3L1 162L0 163ZM261 165V166H260ZM9 166V167H8ZM259 166V167H258ZM135 167V166H134ZM138 167V166H136ZM3 168V169H2ZM33 168V170H32ZM76 168V167H75ZM124 169L122 170L123 173H129V175H134L135 173H137L139 175L140 171H134L135 173H132L131 174V171L129 170L130 168L127 166H124L123 167ZM139 168V167H138ZM261 168V169H260ZM9 171H8V170ZM11 169V170H10ZM247 169V168H246ZM78 170L79 168H76L75 169V173H78ZM125 170H129V171H125ZM135 170V169H134ZM7 171V172H6ZM14 171V172H13ZM34 171V172H33ZM9 172V173H8ZM12 173V174H11ZM9 174V175H8ZM11 174V175H10ZM136 174V175H137ZM167 174V173H166ZM8 175V177H7ZM161 173H158L156 176H154V178H152L150 180V182L146 185L147 187V191H150V192H157L160 188H162L163 186V183L162 182H166L167 180V175H164L165 178L161 175ZM33 176V177H32ZM12 177V179H11ZM14 177V178H13ZM27 177V178H26ZM158 177V179H157ZM161 177L163 179H161ZM4 178V179H3ZM24 178V179H23ZM26 178V179H25ZM30 178V179H28ZM156 178V179H155ZM223 178V179H222ZM156 181H154V180ZM165 179V180H164ZM2 180V181H1ZM28 180V181H27ZM163 180V181H161ZM224 180V181H223ZM5 181V182H4ZM27 181V182H26ZM160 181V182H159ZM4 182V183H3ZM26 182V183H25ZM222 182V183H221ZM16 183V184H15ZM25 183V184H24ZM159 184V185H158ZM162 184V185H160ZM4 185V186H3ZM24 185V186H23ZM233 185V186H232ZM6 186V187H5ZM220 186V187H218ZM223 186V187H222ZM226 186V187H225ZM160 187V188H159ZM4 188V189H3ZM7 188V189H6ZM10 189V190H9ZM13 189V190H12ZM150 189V190H149ZM218 191H217V190ZM222 189H225L226 190V193H229L230 195L232 194V196H235L237 198V202L239 204V209H240V204L241 206L245 207V203L243 200H241L238 196V192L236 190V187H235V184L234 182H228L225 180V176H224V172H222L221 174V180H217V182H215V184L208 190H205L204 192H202V194H200L197 198H195L190 204L192 205V208L191 210H188V209H184L183 212H181V214H179L180 216H178V218L176 219V223H175V226L167 231L164 235L165 236H162L161 239L163 238V242H166L167 245H170L169 249H170V257H169V261H168V264H219V260H215V252H213V249H215L213 246H217L218 249H220L221 247L223 248L222 252H223V258H222V261H224L225 264H264V209H260L258 206H256V204L254 203H251L254 210H251L250 212L247 213H243L241 212L242 214H239L238 217L236 219H230L227 215L225 214H221V211H220V207H219V200H218V195L222 192L221 190ZM4 190V191H2ZM6 190V191H5ZM9 190V191H8ZM125 190V189H124ZM124 190L121 192L120 195V198H124V195L127 194V197H135L137 196L138 198V194H135L133 191H129V192H125V194H122L124 193ZM2 191V192H1ZM12 191V192H11ZM221 191V192H220ZM235 191V192H234ZM8 192L10 194L9 198L11 199H8ZM232 192V193H230ZM6 193V194H5ZM14 193V194H13ZM16 193V194H15ZM234 193V194H233ZM5 194V195H4ZM12 194V195H11ZM40 194V193H39ZM37 194L36 198H39V199H36L35 197L33 198V202H32V213L30 214V217L32 218L31 221H33V223H35L38 227H40L39 229L41 230V233L44 234L45 236H49V237H55L54 233L50 234L48 233L49 231L45 230L44 229V226L46 224V219H47V215H48V220H50L51 218V213H52V210L54 211V208L55 210L59 211L60 212L62 211L63 213H66V215L68 216V219L72 221V218L74 219L73 221H75L74 223L76 224L77 222V230H78V227H79V230H78V233H77V237H78V240L77 241H86L87 244L89 243V239H90V236H87L88 233H85L87 231H89V229L92 227L93 229H95L96 231L99 230L101 231L100 229V226L98 224H96L98 227L97 229V226L96 228L94 227V223H91V225L87 222H85V211H83L81 208H78L77 210V205H75V202H69L65 197L63 198L62 196H55L52 197L50 196L51 198V201L54 202V205H52V207L49 205L50 202V199H49V196L47 197L48 193H42L40 194L41 196ZM74 194V193H73ZM216 194V196H215ZM237 194V195H235ZM3 195V196H2ZM7 196V197H6ZM40 196V197H39ZM3 197V198H2ZM46 197V198H44ZM126 197V195H125ZM6 198V199H5ZM57 198V200L55 199ZM63 198V199H62ZM206 199V200H205ZM240 199V200H239ZM7 200V201H6ZM36 200V201H35ZM40 202H39V201ZM208 200V201H207ZM6 202V204L4 202ZM13 201V202H12ZM48 203H47V202ZM58 202V203H55ZM68 203H70V205H66ZM207 201V202H206ZM212 201V202H211ZM15 203V205H14ZM39 203V204H38ZM64 203V204H63ZM73 203V204H72ZM2 204V205H1ZM38 204V205H37ZM59 204V205H58ZM62 204V209L60 208V205ZM75 206L74 208H72L73 206ZM213 204V205H212ZM3 205H6V206H3ZM11 205V206H10ZM13 205V206H12ZM47 205V206H46ZM57 205V207H56ZM44 206V207H43ZM59 206V207H58ZM67 206V207H66ZM69 206V207H68ZM241 207V209H242ZM12 208V209H11ZM34 208H38L35 212ZM46 208V209H45ZM52 208V209H51ZM59 208V209H58ZM64 208H66L67 211L64 210ZM68 208V209H67ZM259 208V209H258ZM42 209V210H41ZM45 209V210H44ZM49 209L50 210V213H49ZM71 209V211L69 210ZM75 209V210H74ZM258 209V210H257ZM41 210V211H39ZM74 210V211H73ZM78 211V215H77V211ZM217 210V211H216ZM257 210V211H256ZM5 211V212H4ZM8 211V212H9ZM47 211V212H46ZM73 211V213H71ZM81 211V212H80ZM190 211V212H189ZM194 211V212H193ZM202 211V212H201ZM254 211V213H253ZM34 212V213H33ZM39 212V213H38ZM42 212V213H41ZM45 214H44V213ZM12 213H15V211H13ZM70 213V215H69ZM79 213H80V216H79ZM215 213V214H214ZM219 213V214H218ZM33 214V216H31ZM82 214V215H81ZM245 214V215H244ZM250 214V215H249ZM14 214V217L16 218V216L18 218L16 219H20V215H16ZM243 217H242V216ZM44 216V217H43ZM71 219H70V217ZM204 216V217H203ZM221 218H220V217ZM75 217H77L75 219ZM222 217H226L224 221H221L222 220ZM250 217V218H249ZM40 218V219H39ZM26 219V218H25ZM24 219V220H25ZM33 219H36V220H33ZM38 219V220H37ZM220 219V221L224 224H221V222L218 220ZM230 219V220H229ZM42 220V221H41ZM229 220V221H227ZM252 220V221H251ZM23 220H21L22 222ZM51 221V220H50ZM215 221V222H214ZM237 221V222H236ZM20 222V221H19ZM36 222H38L39 224H37ZM83 222V223H82ZM200 222V223H199ZM228 222V223H227ZM236 222V223H234ZM45 223V224H44ZM80 223V224H79ZM227 223V224H225ZM1 222H0V226H1ZM44 224V225H43ZM87 224V225H86ZM93 224V225H92ZM82 225V226H80ZM85 226V227H84ZM2 227V226H1ZM82 227V228H80ZM205 227V229H204ZM84 228V229H83ZM83 229V230H82ZM204 229V231L202 230ZM76 230V231H77ZM193 230V231H192ZM80 231V232H79ZM171 231V232H170ZM200 231V232H199ZM206 231V232H205ZM82 232V233H81ZM203 232V233H202ZM48 233V234H46ZM76 233V232H75ZM50 234V235H49ZM80 234V235H79ZM188 234V235H187ZM82 235V236H81ZM187 235V236H185ZM192 239H189L190 236ZM221 235V236H220ZM177 236V237H176ZM185 236V237H184ZM208 236V237H207ZM82 237V238H81ZM89 237V238H87ZM99 236H95L96 239H98ZM185 238V243L183 242L184 238ZM205 237V238H204ZM196 238V239H195ZM204 238V239H203ZM218 238V239H217ZM81 239V240H80ZM84 239V240H82ZM87 239V240H86ZM92 239V238H91ZM90 239V240H91ZM189 239V240H188ZM195 239V240H194ZM174 242H173V241ZM203 240V241H202ZM220 240V241H219ZM65 241V242H64ZM94 240H92V244L94 243L93 242ZM168 241V243H167ZM191 241V243H190ZM194 241H196V243H194ZM209 241V242H208ZM216 241V242H215ZM218 241V242H217ZM223 241V242H222ZM69 242V243H68ZM173 242V243H172ZM208 242V243H207ZM213 242V244H211ZM9 244V241L7 242ZM66 243V244H65ZM70 240L69 238L68 239H62V241H60V248L61 247H64L65 245L68 246V245H71L70 244ZM201 243V244H200ZM217 243V245H216ZM7 244V245H8ZM183 244V245H182ZM200 244V245H199ZM211 244V249L209 251V254H205V251L202 252L205 248V247H208L207 245H210ZM180 245V247H179ZM175 246V247H173ZM187 246V247H186ZM199 246V247H198ZM203 246V248H202ZM155 245H153L152 247L150 246L149 250L150 249H154ZM173 247V248H171ZM198 247V248H197ZM187 248V249H186ZM175 249H177L175 251ZM193 249V250H192ZM200 249V250H199ZM197 250V251H196ZM173 251V252H172ZM74 254L75 255H78V254H82V253H79L75 250H73ZM177 252V253H176ZM200 254H199V253ZM184 253V254H183ZM175 254V255H174ZM183 254V255H182ZM199 255L198 257H196V255ZM180 255V257H179ZM194 255V256H192ZM201 255V256H200ZM173 256V257H172ZM207 256V257H206ZM191 257V258H190ZM173 258V259H172ZM176 258V259H174ZM180 258V259H179ZM182 258V259H181ZM197 258V259H196ZM204 258V259H203ZM210 258V259H208ZM196 259V260H195ZM199 259V261H198ZM173 262H172V261ZM183 260V261H182ZM177 261V262H176ZM188 261V262H187ZM191 261V262H190ZM202 261V262H201ZM212 261V262H211ZM179 262V263H178ZM183 262V263H182ZM197 262V263H195ZM201 262V263H200ZM215 262V263H214ZM131 263V262H130Z\"/></svg>",
  "mask_w": 264,
  "mask_h": 264
},
{
  "label": "clouds",
  "instance_id": "3",
  "mask_svg": "<svg viewBox=\"0 0 264 264\" xmlns=\"http://www.w3.org/2000/svg\"><path fill=\"white\" fill-rule=\"evenodd\" d=\"M259 2L264 4V0ZM191 4L196 18L188 20L187 31L195 37H214L215 10L210 8V0H191ZM65 8L73 13L70 28L59 23L60 12ZM175 8L174 0H50L47 15L33 13L30 16V22L19 33L21 43L7 49V59L9 65L15 64L31 74L43 71L49 78L59 77L69 66L83 67L87 56L130 42L135 33H146L150 42L172 35ZM259 53L264 51L252 53L255 56L252 68L240 60L239 65L219 62L218 69H211L222 75L218 87V113L236 120L254 118L253 113L246 110L245 100L254 99L258 93L264 95ZM108 58L109 55L101 57ZM253 79L258 83L252 84ZM204 91L206 88L200 84L199 93ZM252 167L254 165H248L241 176V186L246 190V199L264 209V172H252ZM181 207L191 210L192 205ZM158 221L164 222L169 230L176 223L169 207Z\"/></svg>",
  "mask_w": 264,
  "mask_h": 264
}]
</instances>
